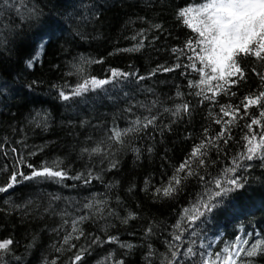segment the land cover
Returning <instances> with one entry per match:
<instances>
[{
	"label": "trees",
	"instance_id": "1",
	"mask_svg": "<svg viewBox=\"0 0 264 264\" xmlns=\"http://www.w3.org/2000/svg\"><path fill=\"white\" fill-rule=\"evenodd\" d=\"M11 2L0 4V187L7 189L0 192V241L13 244L0 264H73L78 253L76 264H168L177 245L173 264H202L238 240L246 239L245 250L264 242V159H238L245 135L254 132L257 142L264 135L262 109L251 106L229 124L220 111L264 90L252 72L264 67L243 58L247 79L232 87L235 95L204 99L212 92L194 86L200 75L188 67L185 48L197 34L177 13L206 0ZM33 10L40 15L29 18ZM91 78L109 82L73 95ZM253 118L261 123L250 132ZM114 131L122 132L119 142ZM202 142L207 154L192 158ZM186 161L192 175L177 171ZM45 167L63 176H32ZM231 177L243 190L216 197L212 212L188 221L218 191L215 180ZM169 186L176 191L164 196ZM188 247L191 257L183 255ZM236 260L264 264V252L249 258L243 250Z\"/></svg>",
	"mask_w": 264,
	"mask_h": 264
},
{
	"label": "snow or ice",
	"instance_id": "2",
	"mask_svg": "<svg viewBox=\"0 0 264 264\" xmlns=\"http://www.w3.org/2000/svg\"><path fill=\"white\" fill-rule=\"evenodd\" d=\"M0 4L9 8L13 6L11 0H0ZM16 11H19V8H17ZM193 12L195 15L189 18L190 13ZM38 15H40V13L33 10L29 18H35ZM177 18L182 19L183 24L197 34L186 41L185 48L192 53V55L188 57L189 61H191L188 67L197 71L200 75L199 83L194 86L209 85L207 90L212 92L211 97L205 95L204 99H215L216 95L220 93L235 95L234 92H231L232 87L239 85L247 79V67L244 65L243 58L254 57L255 60L261 62V66L264 67V0H206L201 7L195 9L185 7L183 10H180L177 13ZM155 27L159 28L160 25H155ZM197 62L201 65L200 67H198ZM163 70L172 71L173 69L164 68ZM252 72L255 73L262 84H264V71H258L256 68H252ZM120 75L122 74L117 70H112V77H118ZM141 79H143V77H141ZM211 81H216L215 85H211ZM108 82V80H98L96 78L85 80L76 87L73 95L79 96L81 93L87 92L89 86L94 90ZM196 94L201 95L202 93L197 92ZM60 95L64 100L69 99L63 92H61ZM262 101H264V90L260 91L257 95H246L241 101V105L229 104L221 106L220 111L223 117H231L230 120L224 121V123L229 124L241 115H248V110L251 106H260L262 109L260 111V117L264 118V104H262ZM241 106L243 108L242 113ZM182 110L188 112L189 106L184 104ZM180 111L181 107H178L176 113ZM176 113H174V115ZM154 119L155 117L150 119L146 118L144 126L147 127L152 124ZM221 122V118L216 120V123ZM136 123H139V121ZM260 123V120L253 118L251 123L246 126L251 132L252 126ZM132 130L133 129H129V131ZM121 135L122 132L120 131L113 132V137L118 142L120 141ZM223 135L224 129L221 130L217 137L208 140L207 143L215 146L214 141L220 139ZM244 140L246 141L244 145L246 152L238 159L249 162L257 157L264 159V135H261L257 142L256 134L253 132L250 136L245 135ZM224 143H227V140H224ZM205 147L206 144L203 142L194 147L191 157L198 158L206 155V152L201 151ZM92 151L99 152L100 149L95 148ZM199 165H205V161L199 159ZM185 168H189L188 175L193 174L190 170V161L181 164L177 171L180 172ZM235 171V166L225 169V173ZM32 176L62 177L63 173L45 167L41 171H34ZM30 178L31 177H25V179ZM200 179L204 180V177H200ZM11 180L13 183L16 182L15 174L12 176ZM173 180L177 185L180 183V180L176 177H173ZM12 186L13 184L9 183L7 188H11ZM215 186L218 191H215L213 195L209 196L206 202L201 204V208H203L204 211L198 208L195 214L188 215V221L195 222L206 213L212 212L213 209L218 206L216 203L212 202L216 197H226L229 193L241 191L245 187L236 177L227 178L223 184L220 179H216ZM6 191V188L0 187V192ZM175 191L176 188L169 186L163 189V195L169 196ZM176 227L179 229L180 225L177 224ZM73 230L75 231V226ZM181 237L182 233L175 235L173 239L180 241ZM70 238V235L66 236L64 243L67 244ZM245 243H247V241H245ZM12 244L13 241L11 239L0 241V254L8 252ZM232 247L235 248L236 246L233 245ZM262 252H264V242L257 240L248 250H244V255L251 258ZM223 253H228L225 264H238L235 257L240 256L239 251L232 252L229 249H224ZM178 255H180V249L177 245L175 250L171 251V260L168 261V264H173V262L177 260ZM183 255L185 257H191L194 255V250L188 247ZM221 256L222 253H216L215 260L203 259L202 264H218ZM77 261H81V255L79 253L76 254L73 264H76ZM52 264H55V261H53Z\"/></svg>",
	"mask_w": 264,
	"mask_h": 264
},
{
	"label": "rangeland",
	"instance_id": "3",
	"mask_svg": "<svg viewBox=\"0 0 264 264\" xmlns=\"http://www.w3.org/2000/svg\"><path fill=\"white\" fill-rule=\"evenodd\" d=\"M201 6H202V4L199 5V6H197V7H194L193 9L198 8V7H201ZM193 15H195L194 12H193V13H190L189 17L191 18V16H193ZM245 241H246V239L238 240L237 243L234 244V245L236 246L235 248H233V247L231 246V247H227L226 249H229V250L232 251V252H237V251H239L240 254H241V253L243 252V250H245V244H246ZM207 256H208V255H207ZM227 256H228V253H224V254L222 255V257H221V259H220V264H225L226 259H227ZM236 258H237V257H235V259H236ZM207 259L211 260V259H210V256H208Z\"/></svg>",
	"mask_w": 264,
	"mask_h": 264
}]
</instances>
